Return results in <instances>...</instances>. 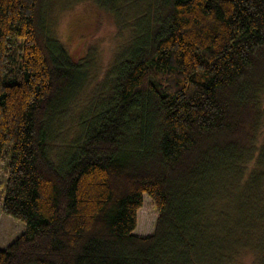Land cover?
Returning <instances> with one entry per match:
<instances>
[{
    "label": "trees",
    "instance_id": "obj_1",
    "mask_svg": "<svg viewBox=\"0 0 264 264\" xmlns=\"http://www.w3.org/2000/svg\"><path fill=\"white\" fill-rule=\"evenodd\" d=\"M96 2L129 38L55 160L91 56L51 38L47 0H0L1 210L24 224L0 264H264V0Z\"/></svg>",
    "mask_w": 264,
    "mask_h": 264
},
{
    "label": "rangeland",
    "instance_id": "obj_2",
    "mask_svg": "<svg viewBox=\"0 0 264 264\" xmlns=\"http://www.w3.org/2000/svg\"><path fill=\"white\" fill-rule=\"evenodd\" d=\"M45 19L51 38L59 42L75 62H81L87 55L92 60L84 66L83 86L64 101L50 120L49 153L56 160L68 144L77 143L81 132L79 122L89 118L96 92L101 89L118 54L124 51L130 33L118 28L96 0H47ZM6 166L7 160L3 158L0 160V249L6 248L24 231L22 222L1 210ZM156 220L152 201L143 196L134 234L142 237L152 234ZM251 257V253L246 252L235 264H250Z\"/></svg>",
    "mask_w": 264,
    "mask_h": 264
}]
</instances>
